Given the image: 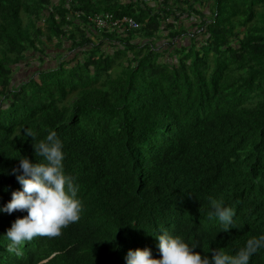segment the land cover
Returning <instances> with one entry per match:
<instances>
[{
	"label": "trees",
	"instance_id": "trees-1",
	"mask_svg": "<svg viewBox=\"0 0 264 264\" xmlns=\"http://www.w3.org/2000/svg\"><path fill=\"white\" fill-rule=\"evenodd\" d=\"M153 1L0 0V243L52 216L36 264H264V0Z\"/></svg>",
	"mask_w": 264,
	"mask_h": 264
},
{
	"label": "rangeland",
	"instance_id": "rangeland-1",
	"mask_svg": "<svg viewBox=\"0 0 264 264\" xmlns=\"http://www.w3.org/2000/svg\"><path fill=\"white\" fill-rule=\"evenodd\" d=\"M55 1H58V0H55ZM192 1H195V0H192ZM206 1H210L211 0H206ZM156 2V1H155ZM186 2V1H185ZM181 3L178 2V4L176 6H180ZM182 7L184 8V11H180V16H181V23H183L184 25H186V27L188 28V33L186 34V38H187V41L189 40V37L190 36H193L192 34L196 31V28H194V23L196 21L195 18H197V15H192L190 14L191 10H190V7L188 4L184 3V1H182ZM204 7L206 8V10H208V4L204 5ZM44 21L42 20L41 21V24L43 25ZM165 26V25H164ZM162 35L165 36L169 33V30L167 28H162ZM184 35L180 36V37H176V42L174 43V47L178 44V42H180V45L181 44H184L185 41L184 40ZM42 39L44 41L45 40V37H42ZM140 39V38H139ZM146 40V39H145ZM139 41H142L139 40ZM144 41V40H143ZM170 42L171 41H174V39L170 38L169 40ZM168 42V39H158V40H154V44L157 46H166ZM71 44V41L69 40H66L65 41V47L66 49L64 48H61L62 50H60L55 43L49 41V42H46V53L43 54V56L45 57V61L43 63L44 66H53L57 63H59L60 61L62 60H65V59H69V58H72L74 56H77L78 57H83V54L80 53V51H76L77 53L75 54L74 52H72L70 49H67ZM178 46V45H177ZM107 47L111 48L108 44H107ZM172 47L171 49L173 50ZM28 59L24 62H21L20 65H22V67L18 70L17 72V76H19L20 80L22 79H26L28 76L30 75H36L35 72L38 70V67L39 65L41 64V60H40V56H41V53H38V52H33V51H29L28 52ZM166 55L165 54V59L167 60H171L173 56H169V58H166Z\"/></svg>",
	"mask_w": 264,
	"mask_h": 264
},
{
	"label": "clouds",
	"instance_id": "clouds-1",
	"mask_svg": "<svg viewBox=\"0 0 264 264\" xmlns=\"http://www.w3.org/2000/svg\"><path fill=\"white\" fill-rule=\"evenodd\" d=\"M45 218V221H37L33 232L20 234L14 241L6 237V241L0 243V255L6 264H36L39 256L47 252L45 242L54 239L58 232L54 230L52 216L47 215ZM30 228H34L33 214Z\"/></svg>",
	"mask_w": 264,
	"mask_h": 264
},
{
	"label": "built area",
	"instance_id": "built-area-1",
	"mask_svg": "<svg viewBox=\"0 0 264 264\" xmlns=\"http://www.w3.org/2000/svg\"><path fill=\"white\" fill-rule=\"evenodd\" d=\"M79 16V14H78ZM90 24L99 31L119 32L139 29L142 24L133 16H116L114 13L105 11L89 16Z\"/></svg>",
	"mask_w": 264,
	"mask_h": 264
},
{
	"label": "crops",
	"instance_id": "crops-1",
	"mask_svg": "<svg viewBox=\"0 0 264 264\" xmlns=\"http://www.w3.org/2000/svg\"><path fill=\"white\" fill-rule=\"evenodd\" d=\"M144 1H146V2H148V3H152V4H154L155 2L153 1V0H144ZM96 32V31H95ZM92 38H93V40H94V42L95 43H98L99 42V39L96 37V35H93L92 36ZM183 41H185V43L184 44H186V45H189L190 43H189V41H187V38H186V36L184 37V40ZM107 44H109V43H107ZM178 46H181L180 45V42H178V44H177ZM176 45V46H177ZM160 46H158L157 48H159ZM166 48H167V45L165 46ZM170 50H172V49H170ZM171 52V51H170ZM166 58H169V53L166 55Z\"/></svg>",
	"mask_w": 264,
	"mask_h": 264
}]
</instances>
